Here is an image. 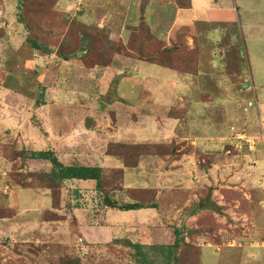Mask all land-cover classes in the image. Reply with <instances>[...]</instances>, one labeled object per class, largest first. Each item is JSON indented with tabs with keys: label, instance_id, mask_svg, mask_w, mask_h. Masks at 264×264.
<instances>
[{
	"label": "rangeland",
	"instance_id": "374dc122",
	"mask_svg": "<svg viewBox=\"0 0 264 264\" xmlns=\"http://www.w3.org/2000/svg\"><path fill=\"white\" fill-rule=\"evenodd\" d=\"M174 3L175 7L163 0H0V168L4 170H0V264H174L169 248H163L173 243L174 227L207 229L209 221L215 235L207 240L217 243L216 235L223 234V229L217 230L226 221L223 208H218L223 203L221 178L232 182L227 168L240 171L243 167V159L233 164L230 155L239 157L242 151L246 155V150H254L264 156L260 141L264 133V0H195L197 8L211 11L183 14L202 15L206 24L176 29L169 27L179 8L177 0ZM30 39L44 51L32 49ZM169 49L200 53L197 76L135 58L139 54L160 57ZM248 81L254 82L249 90L243 88ZM239 127L244 137L239 136ZM233 130L235 140L218 138ZM254 131L257 135L251 138ZM117 143L167 148L158 155L142 156L138 170L125 169L127 185L139 184V176L148 177L155 170L158 175L152 174L153 182L161 181V186L166 182L168 190L176 185V176L171 178L165 171L191 165L189 180L194 185L186 187L187 178H183L179 183L184 184L172 191L176 198L181 194L178 212L159 218L148 209H105L98 195L91 193L95 189L91 181L65 185V210L56 207V200L52 210L53 199L45 189L52 184L46 174L50 163L24 157L33 151H50L64 165L123 168L119 159L108 155L110 146ZM227 146H235L236 152L228 154L232 149ZM222 147L220 156L217 150ZM225 170L228 174L223 177ZM254 172L261 198L264 160ZM248 176H239L238 189L248 190L244 183ZM117 185L110 182L105 187ZM201 201L208 203L211 212L203 213L204 208L193 205ZM75 207L84 210L73 212ZM106 210L108 216L101 214ZM193 211L200 216L189 221ZM46 212L50 213L43 215ZM113 218L151 226V231L131 229L129 238L144 243L146 258L140 255L139 261L137 251L123 241L100 239L106 221ZM246 219H234L244 224L245 232L243 227L229 232L227 241L234 239L244 246L240 252L236 249L239 262L225 260L223 246L200 253L197 245L204 243L200 230L199 236L192 233V237L184 232L189 245L181 246L179 264H264V246L248 247L257 231L260 245L264 244V216L257 227ZM120 231L119 235L125 232Z\"/></svg>",
	"mask_w": 264,
	"mask_h": 264
},
{
	"label": "crops",
	"instance_id": "0c3cea01",
	"mask_svg": "<svg viewBox=\"0 0 264 264\" xmlns=\"http://www.w3.org/2000/svg\"><path fill=\"white\" fill-rule=\"evenodd\" d=\"M163 2L165 4L173 5V7H175L174 0H163ZM191 4H192V6L190 9L177 8V10H175V13H174L175 17L172 20V23L169 25V27L171 25H173L172 26L173 29H176L177 26L178 27L181 26V27L191 28V25L194 23H198V22L204 23V20H205L204 16L198 14V16L196 15L195 17L189 18L190 16H187V17L184 16V14H183L184 11H187V12L199 11L201 13H205V12H209L211 10H209V8H206V9L197 8L195 0H191ZM202 4H204V2H202ZM154 13H156V11ZM204 24H206V23H204ZM191 35H193L194 37H197L196 34H191ZM196 76H194V77H196ZM246 83H249V87H247L248 90H249V88L254 87V82L248 81ZM244 84L245 83H243V85ZM237 130H238L237 132L240 133L239 136L244 137V135L241 134L242 132H244V129L242 127H239ZM239 130H241V131H239ZM234 131L235 130L231 131V134H229V135H223V137L218 135V138H221V139L225 138L228 141L233 137V135L235 133ZM255 135H257L256 131H254L253 134L250 135V137L253 138V136H255ZM260 137H262V138H260V141L262 142L261 145L264 146V141H263L264 140V133L263 132L260 133ZM232 139H234V138H232ZM189 141H191L192 144L194 143L193 138H190ZM261 145H260L259 150L261 149ZM176 146H177L179 152H181L183 150L182 149L183 147L181 146V144L178 141H177ZM232 146H227L228 148L231 147V149H232V150L227 151L228 154L231 153L232 151L236 152V150L234 148L235 146L234 147H232ZM251 149H253V147H251ZM217 151H218V154H220V156H221V154H223V147H222V149H219ZM246 152H247V154L245 155L244 154L245 152L243 153V151H242V154H241L242 156H239V157L230 155V159L232 160L231 163L235 164L234 161H236L237 159H243L242 160V164H243L242 166L244 167V168L243 167L240 168V171L237 168L232 170L231 168L228 167L227 171L230 172V174L228 176L226 175V174H228V172L226 170L223 171L225 174V175H223V177L224 176L230 177L232 182H227L226 180L222 181V178H221L222 176L220 177L221 183L224 184V186L222 185L220 187V188H223V190H222L223 192L221 193L223 195V203L220 202V204H218L219 205L218 208L220 210L223 208L221 213H223V219H226V221L223 222V226L220 225L219 229L217 230V231H219L220 229L221 230L223 229V234H220V236L216 235V236H218L217 243H215V242L213 243L209 239L207 240V237H209V236L213 237L215 235V233H214L215 229H214L213 222L209 221L207 229H205V228L199 229L197 227L190 228V229L188 228L189 230L195 231L193 233V235H195V236H199V231L201 230V237H203L204 243L197 245L201 249V252L204 253L205 249L211 250L213 248V246L217 247V250H218L219 246H223V250H225L224 254H223L224 259L225 260L226 259L231 260V262H235V263L239 262L237 260V254L241 251L240 249L244 248V246L242 247L241 244L239 245L238 242L234 239L231 240L230 242H227V241L230 240L229 239L230 233L237 232V229H241V227H243L242 232H245V230H244L245 228H244V224L239 223V222H235V221H239V220H234V219H236V217H238V216L242 219V221H243V219H246V218H247L246 219L247 221L249 219H252L253 224L255 223V225L257 227L256 222H259L261 219V216H262V218L264 216L263 213H260V210L261 211L264 210V190H262L263 191L262 197L259 198V195L257 193L260 191V189L255 188V186L258 184V182L253 181L254 174H255L254 168L257 167V163H259L261 160H264V156H262L260 154V151H259V154L257 153V151L255 152L254 150L253 151L246 150ZM231 167H234V166H231ZM173 168H174V166H173ZM173 168L171 169L170 172L165 171V173L166 174L171 173L170 174L171 178L173 177L171 175H174V178L176 176V178L174 180H175L176 185H178V187H180L181 185L184 184V183L183 184L179 183L181 181L186 180V179L183 180V178H187V181L185 183L186 187H191L192 185H194V182L189 180L190 179L189 177H191L190 176L191 175V170H190L191 165L190 164L188 166L182 165L178 169V171L176 170V168H174V169ZM125 169L128 170L130 168H125ZM136 169L138 170V167L134 168V170H136ZM0 170H1V168H0ZM1 171H4V170H1ZM174 172H175V174H174ZM152 174H154V175L156 174V176L158 175V173H155V170H154L153 172H151L149 174L148 177L139 176L140 183L136 184V185H133V184L127 185L125 182L126 179H124L125 190L126 191H128V190H142L144 192H147L151 196V200H153V202L155 204L157 203V205H158L157 208L148 209V211L152 212V213L155 212V214H157L159 218H161V215L163 213L170 214L169 216H171L173 213L171 211H174V212L179 211L178 208H179V205H181L179 202V197L181 194H179L176 198L175 193L172 192L175 188H177L176 185L170 186V188H168V190H166L167 189V186L165 185L166 182H164V186L160 185V184H162L161 181H160V184L153 182ZM240 175H241V177L244 175H247V176L249 175L244 180V183L248 185V190H247V188H243L242 186H240V188H242L243 190L238 189V187H239L238 185H240L239 181L242 179L241 177H239ZM178 179H179V181H178ZM240 191H242V192H240ZM246 191L250 192L251 195L249 196L248 194H245ZM171 192H172V195H170ZM243 192H244V194L241 196V193H243ZM91 193L95 194V191L92 190ZM125 195L126 196H123V198H121L120 195H117L116 199H123L124 201H131V199L127 196L126 193H125ZM196 199L197 198H196V194H195L194 200H196ZM188 200H187V202H188ZM196 204H199L201 206V208H204L203 213H204V211L211 212V210L208 209V206H207L208 203L202 202V201L199 203H197V202L193 203V205H196ZM63 207L64 208L61 209L60 211L65 210L64 205H63ZM196 207H197V205H196ZM80 210H84V209H78V208L74 209L75 212L80 211ZM199 211H193L192 216L189 214L187 219H189V221H194L196 216H200V214H198ZM129 212H134V211H129ZM152 213L150 215H152ZM101 214H105L108 216L107 210ZM179 215H181V214H179ZM172 217L174 219H179V220L183 219L181 217H177V218H175L174 216H172ZM253 217L255 218V220H253ZM1 220H4V219H1ZM114 220L115 221H110V220L106 221L107 225L104 227L103 231L101 232V236H99V237H101L100 239L110 241V242H112V241L114 242L115 240L129 239L131 236L130 234L132 233L131 229H137L138 231H141L145 227H146V229H149V227H151V226L147 225L145 222L144 223H141V222L138 223L135 220L134 221L133 220L121 221V220H117V219H114ZM186 222L189 223L188 220H186ZM121 229H123L125 231L123 235H119V234L123 233V232L121 233V231L118 232ZM116 230H118V231H116ZM149 230L151 231L152 228H150ZM220 233H221V231H220ZM158 234H153L155 239L158 238ZM212 234H214V235H212ZM244 237L245 236L240 238L241 242H242V239ZM222 238H223V241H221ZM255 240H258V241H257V243L254 244ZM255 240L253 241V243H251L249 246L248 245L247 246L250 248H252V247L259 248V247L264 246V244H262V246L260 245V241H259L260 237H259L258 231H257V238ZM197 241L199 242V237H198ZM139 242H140V240H139ZM155 243H161V241L156 240ZM141 244H144V243L141 242ZM244 244H245V242H244Z\"/></svg>",
	"mask_w": 264,
	"mask_h": 264
},
{
	"label": "trees",
	"instance_id": "16d2710c",
	"mask_svg": "<svg viewBox=\"0 0 264 264\" xmlns=\"http://www.w3.org/2000/svg\"><path fill=\"white\" fill-rule=\"evenodd\" d=\"M178 7L180 9H190L192 4L191 0H177ZM28 45L37 51H44V48L35 40H28ZM199 57L200 53H193L187 51V53H180L177 50H168L164 55H160V57L150 55L149 57L145 55H137L135 58L138 61L147 62L149 64L158 65L162 68L170 69L172 71H176L182 75H191L196 76L198 74V65H199ZM177 148V147H176ZM160 149H167L166 146H160L158 144H122L117 143L110 146L108 150V155L112 157H116L123 163V168H110V169H103L102 167L96 165H64L62 164L58 158L52 154V152H43V151H33L26 156L25 158L29 160H40L49 162L51 165V169L46 172L47 177L51 185L44 186L47 191L50 192L52 196L53 203L51 209L53 210L55 200L57 201L58 209H63V199H62V192L65 189V185L72 181H83V182H94L95 184V193L98 195L100 200L101 207L105 209H112L120 212H129V211H138L142 209H152L157 208V203L155 204L153 200H151V196L142 190H125L124 179H125V168L134 169L138 167L139 160L142 156L145 155H154L160 154ZM160 151V152H159ZM108 174V176H106ZM116 178L115 181H112ZM117 183L118 185L115 186L116 188L106 190L105 185L109 183ZM21 185H19L20 187ZM35 189L39 186L30 185L25 186L22 185L20 188L22 189ZM76 192H80L78 189ZM131 199V201H124L123 199H116L117 195H125ZM72 196V195H71ZM73 199V198H70ZM70 206V205H69ZM50 209V210H51ZM75 208H72L74 212ZM50 213L46 212L43 215ZM14 215V214H13ZM65 217V216H59ZM184 232H187V237H192V233L194 231L188 230L187 228H178L174 227V241L170 246H164L163 248L167 247L169 250V254H173L175 263L179 264V259H181V255L178 257V253H180L181 248L189 245L186 242ZM126 240V241H124ZM117 241V240H115ZM120 242H125L126 246L130 247L131 249L137 251L135 253L136 257L140 261V255L146 258V255H143V244L133 243L129 239L118 240ZM157 246V245H156ZM183 246V247H181ZM193 246V245H192ZM197 247V246H196ZM162 248V247H161ZM198 249V247H197ZM201 253V249H198ZM200 261V257H199ZM143 262V260L141 261ZM144 263V262H143Z\"/></svg>",
	"mask_w": 264,
	"mask_h": 264
},
{
	"label": "water",
	"instance_id": "95a60500",
	"mask_svg": "<svg viewBox=\"0 0 264 264\" xmlns=\"http://www.w3.org/2000/svg\"><path fill=\"white\" fill-rule=\"evenodd\" d=\"M247 87H249V83H245L243 86V88H247Z\"/></svg>",
	"mask_w": 264,
	"mask_h": 264
}]
</instances>
